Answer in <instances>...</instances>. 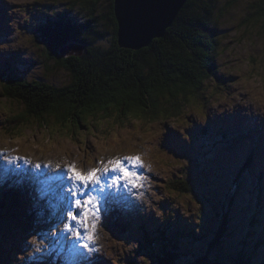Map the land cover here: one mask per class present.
<instances>
[{
	"label": "rangeland",
	"instance_id": "374dc122",
	"mask_svg": "<svg viewBox=\"0 0 264 264\" xmlns=\"http://www.w3.org/2000/svg\"><path fill=\"white\" fill-rule=\"evenodd\" d=\"M252 1L220 0L218 3V7L223 9L217 14L219 21L216 36L222 46L221 49L224 46L225 50L223 49L216 59L218 68L216 77L208 83L209 85L206 84L204 89L201 87L196 94L189 96L190 102L187 101L183 110L175 117L165 119V116H159L155 121L152 119L138 121L129 116L110 121L112 114L106 118L109 119L108 122H103L99 118L94 128L78 130L79 127L77 129L68 126L63 134L55 130V135L50 136L49 129L39 128L35 119L31 120L35 123L24 122L20 125L13 123V116L24 108L18 100L12 99L15 97L7 98L5 95L6 73L4 72L7 67L12 69L14 66L18 71L17 77L24 78L25 81H39V78L45 77L49 84L56 87L67 84L71 78L61 65L48 60L47 45H43L44 39L41 37L45 35L39 31L37 25L49 19L46 15L52 16L54 13L70 15L71 20L83 22L86 17L85 12L80 6L71 7L67 0H0V7L5 5L0 12L3 18L0 25V152L7 153L8 150L12 152L5 156L12 161L18 160L20 157L18 155L23 154L25 160L28 158L35 164L38 160L66 158L69 163L75 161V166L84 170L86 166H91L93 159L102 156L112 158L119 155L137 156L142 149L141 153L146 157L145 163H153L159 168L154 167V173H161L157 175L160 181L154 182V189L142 191L146 192V198L138 199V203L142 206L141 211L148 218L146 224L142 223L144 231L139 228L141 222L137 220L113 227L100 219L93 231L88 228L92 239L84 241V244L94 249L90 252V256L93 257L97 252L101 254L98 259L100 260L104 253L105 260L111 258L109 264H152L151 259L153 260L154 256L143 248L139 250L138 246L143 239L142 232L153 233L159 226V228L162 226L167 228V232H174L177 229L184 232L174 235H179L174 239L175 244H180V248L185 250L179 255L181 264H186L195 256L199 258L204 248H207L208 240L220 226L223 208L218 207V196L226 197L228 192L226 185L228 175L223 170L220 171V168L223 166L228 172L238 171L243 167V163L238 162L240 157L235 161V153L249 151L255 145V141L261 142L264 146V112L254 109L252 105L243 104L236 105V110H229L231 114L220 113L219 109L209 107V101L217 90L226 89L236 92L238 89L232 88V85L238 82L240 87L249 90L245 95L253 93L259 95L264 90V31L260 28V23L263 22H257L255 25L251 23L252 20L248 21L249 5ZM106 5L107 0H102L99 7ZM6 38L11 41L6 42ZM10 88L15 92L12 87ZM197 106L205 111L204 126H201L202 122L194 116L187 115L194 112ZM116 113L120 114L118 111ZM225 124L244 127L243 132L238 130L236 133L237 137L239 135L244 137L238 147L229 152L226 151L228 146L222 140V137L228 133L227 129L219 130V139L212 132L217 125ZM205 129L207 130L204 131ZM128 138L136 140L132 143ZM4 149L7 151H3ZM148 160L153 162L148 163ZM236 162H238L237 166ZM136 169L144 176L152 172L142 167ZM176 181L186 183L187 190L182 192L174 189L172 184ZM142 182L143 179L140 178L137 188ZM239 197L240 195L237 194V201L229 210L228 228L234 236V242L230 241L229 246L234 249L249 250L252 264H263L261 258L264 255H261L260 249V253L253 252L245 245L246 242L255 243L254 240H248L251 231L247 222L254 219V216H248L247 212L249 215L254 213L258 210L257 206L253 209L250 205L255 206V202L250 201V205L247 202L246 206H249L247 211L244 209L243 200L239 202ZM155 199L165 203L164 208H157ZM8 201H3L4 208L0 207L2 218L0 264H15L16 261L26 264V237L31 235L36 243L43 241L45 244L48 239L45 225L40 228L35 225L39 222L44 223L45 220L36 216L27 204L24 205L27 209L19 212L18 204ZM212 202L213 206H211ZM67 203H69L68 198L65 204ZM147 205H150L148 212H144ZM262 208L264 210V206ZM117 209L116 207L115 211ZM258 215V220L264 228V219L259 213ZM245 216L249 217L247 222ZM49 220L55 223V219ZM51 221L49 224L54 228ZM87 221L85 236L88 233ZM90 223L91 221L89 225ZM199 226L202 229L197 230ZM121 227H127L128 231L122 233ZM256 228L263 233L264 239V229L259 225ZM194 229L196 232L189 233ZM258 243L262 244L263 241ZM115 254L124 255V262ZM65 258L71 259V256L66 255ZM65 264L71 263L65 262Z\"/></svg>",
	"mask_w": 264,
	"mask_h": 264
},
{
	"label": "trees",
	"instance_id": "16d2710c",
	"mask_svg": "<svg viewBox=\"0 0 264 264\" xmlns=\"http://www.w3.org/2000/svg\"><path fill=\"white\" fill-rule=\"evenodd\" d=\"M67 1L71 7L80 6L84 10L85 21L78 22L71 20L70 15L54 13L37 26L45 35L41 37L43 45H47L48 60L61 65L71 80L60 87L49 84L45 77L39 81H25L17 77L18 71L14 66L12 69L7 67L4 72L5 95L7 98L15 97L12 99L18 100L24 108L13 116L12 121L16 125L36 122L39 128L49 129L50 136H53L55 130L63 134L68 126L79 127L78 130L94 128L99 118L108 122L106 118L112 114L110 121L129 116L138 121H155L159 116L167 119L183 110L188 96L196 94L201 87L204 89L216 77V59L225 50L224 46L221 49L216 36L217 14L223 9L218 7L220 0H187L164 35L138 49L123 47L118 42L114 0H107L106 7H99L102 0ZM249 7L248 21L252 20L255 25L262 21L260 28L264 31V0H253ZM227 134L232 136L233 132ZM244 168L242 172L239 170L240 173L245 171L240 177L236 170L228 172L223 166L220 168L228 175V192L226 197L218 196V207L223 208L219 229L213 232L200 257L195 256L187 263L252 264L249 250L229 246L230 241L234 242L233 233L228 228L229 210L237 201L236 195L241 196L244 192L246 176L255 182L253 190H248L249 205L251 201L255 202V206L250 205L253 209L264 206L262 197L259 198L263 193L261 180H264V169L253 156L247 158ZM172 185L177 191L187 190L186 183L182 181ZM248 207L245 204L244 209L248 211ZM247 214L254 216L248 222L249 217L245 216V222L251 231L248 240L255 243L246 242L245 245L264 255L263 233L256 228L257 225L263 228L258 220V210L252 215ZM259 214L263 217V210ZM178 237L161 229L159 236L143 238L138 249L143 248L154 256L152 264H181L179 255L185 250L180 248V244H175L174 239ZM261 260L264 264V256Z\"/></svg>",
	"mask_w": 264,
	"mask_h": 264
},
{
	"label": "bare ground",
	"instance_id": "6f19581e",
	"mask_svg": "<svg viewBox=\"0 0 264 264\" xmlns=\"http://www.w3.org/2000/svg\"><path fill=\"white\" fill-rule=\"evenodd\" d=\"M1 9L2 8H0V11H1ZM7 41H11V39L8 40L6 38V42ZM188 102H190V101H188ZM128 140L132 141V143H133V140H136V139L135 138H128ZM26 164H27V162L24 161V160L12 161V160L4 159V158L0 157V182H1L2 179H5L0 185V196L7 198V197H10V196H12L14 194H18L19 193L18 189H20L21 186H22V188L26 191L25 194H24L23 202H26L25 199H27V200L32 199L33 196L30 197L31 193H32V190L29 188V182L28 181L32 182L33 190L37 194L38 197H43L45 192L42 189L38 188L34 183H38V184L41 183L43 185H49V186L52 183L53 186L56 187V188H57L58 184H60V185L62 184V186L65 188L66 191H67V188L68 189H73V187L75 185L74 181H71L69 179L66 180L64 177H62V178L55 177V176H53L51 174L48 175L47 173L46 174H42V172L39 169H36L34 167V164L33 165H28L23 170L18 167V166H24ZM237 164H238V162H236V166H237ZM244 169L245 168L243 166V168L241 169V172ZM44 170L48 171V168L45 167ZM239 170L237 172H238L239 177H240L245 171H243V173H240ZM16 180L21 181V183H22L19 188H16L14 185L13 186H9L8 185L10 182H15ZM102 182L103 183H105V182L108 183V180L105 177V175L103 176ZM99 187H101V186L90 184L85 189L81 185H75V190L79 191L80 193H84L85 191L89 192V190L94 189L95 190V194L99 196V202L102 204L103 201H104V194L99 192ZM130 187H132L131 184L126 183L125 186H115L114 185V186L108 188V194H109L110 198L114 199V201L116 203L115 204V208L116 207L118 208L116 210L117 213L115 215V220L117 222L121 223V224H130V223L135 222L136 220L141 222V223H143V224H146L148 222V218L141 211V209H139L141 206H139V204L136 202L132 192L129 191ZM66 191L61 192V195H63L65 200L63 202L61 201L59 205L52 206V203H50L48 201V198L42 200L43 205H44L43 207H47V210H48L50 216L56 217V220H55L56 224L59 223V215L61 214V212L68 205V203L65 204V202H66V200L68 198V194H67ZM143 191H146V188H144ZM70 194H71V196L74 199H77V200H80L81 198H87L86 196H84L82 194L81 195H77V196L74 197L71 191H70ZM155 201H157L156 202L157 208H164L163 205L165 203H160V202H158L157 199H155ZM32 203L33 204H31V205L33 207H35L37 205V201L36 200L34 202H32ZM87 206H90V205H87ZM149 207H150V205L149 206L147 205L146 208L144 209V212H148V208ZM84 208L85 209H89V208H86V207H84ZM80 209H81L80 206H76V210L77 211H80ZM65 223L66 222H63V224H65ZM76 239L79 240L80 236H79V238L76 237ZM184 240H186V239H184ZM35 247L36 246H34V249H35ZM47 249H49V247H47ZM64 249H65V247H64ZM115 255L118 257V259H121L124 262V259H123L124 255H122V254H115ZM98 256H99L98 254H95L93 257L92 256H88L87 252H83V254L81 256L82 257L81 264H84V263L85 264H90L91 261L95 260ZM65 257L66 256L64 254L55 255L54 264H59V263L62 262V260H64V262H66V263H69L70 259H67ZM133 257L135 258V255H133ZM27 264H31V263L29 262Z\"/></svg>",
	"mask_w": 264,
	"mask_h": 264
},
{
	"label": "water",
	"instance_id": "95a60500",
	"mask_svg": "<svg viewBox=\"0 0 264 264\" xmlns=\"http://www.w3.org/2000/svg\"><path fill=\"white\" fill-rule=\"evenodd\" d=\"M187 0H114L121 46L138 49L164 35ZM188 264H201L192 262ZM210 264H225L211 262Z\"/></svg>",
	"mask_w": 264,
	"mask_h": 264
},
{
	"label": "snow or ice",
	"instance_id": "6c2138e0",
	"mask_svg": "<svg viewBox=\"0 0 264 264\" xmlns=\"http://www.w3.org/2000/svg\"><path fill=\"white\" fill-rule=\"evenodd\" d=\"M127 162V164H126ZM130 164L132 167L141 168V161L138 156H126L124 158H115L110 159L105 164L106 167L104 168H92L87 172H81L76 169L75 165H67L65 169H63V173L67 175V179L74 181L75 185H81L85 189L88 185L94 184L100 186L103 180V177L98 175V173L103 172L106 175H109V181L105 184V187H112V186H119L121 181H126L127 183L131 184L133 188L136 187V184L133 183L135 179H139V173L133 172L131 168L127 165ZM36 169L42 167L39 163L34 165ZM43 167H49V165H43ZM57 171H61L60 167L56 168ZM119 173L118 176L110 175L111 173ZM62 178V177H61ZM75 185L73 189H69L72 192L73 196L77 195H84L87 198L84 200H74V206H81V205H90L93 200L99 201V196H92L89 192L85 191L84 193H80L79 191L75 190ZM104 187H99V192L103 193ZM67 218L72 221H76L78 219L77 215L72 211H68ZM86 218V217H85ZM84 221L81 220V223ZM65 231H71L72 226L70 224H64ZM80 233H76V237L79 238ZM89 240L92 239L91 236L88 237ZM81 247L87 248L89 247L88 244H83Z\"/></svg>",
	"mask_w": 264,
	"mask_h": 264
},
{
	"label": "clouds",
	"instance_id": "9594fccd",
	"mask_svg": "<svg viewBox=\"0 0 264 264\" xmlns=\"http://www.w3.org/2000/svg\"><path fill=\"white\" fill-rule=\"evenodd\" d=\"M232 88L238 89L236 92H230L226 89H219L217 90V93L215 96L209 101V107L212 109H219L220 113H227L231 114L229 110H236V105L238 104H243V105H252L254 109L259 110L260 112H264V90L261 91L259 95L257 94H247L249 90L240 87L239 82L237 84L232 85ZM187 115H192L199 121H201V126L206 125L205 122V111H202L199 106H197L194 110V112L187 113ZM187 126V124H186ZM3 151H7V149H4ZM126 157V156H124ZM122 157V158H124ZM139 157V156H138ZM7 159V157H4ZM140 158V157H139ZM141 167L145 168L148 171H151L152 165L151 164H146L143 160H141ZM60 165L57 164L56 168H59ZM106 167V165H103V168ZM139 178H145L143 177V174H141V177ZM141 188L144 187V185L140 186ZM146 192H140L138 194V199H144L146 198ZM170 195H174V193H170ZM161 198V197H158ZM33 244H36L35 238H32L29 241V246L31 247ZM43 241L39 242V245H42ZM37 245L35 247V251L39 252L40 251V246ZM15 264H20V262L16 261Z\"/></svg>",
	"mask_w": 264,
	"mask_h": 264
}]
</instances>
